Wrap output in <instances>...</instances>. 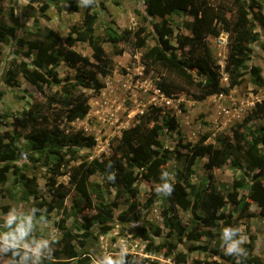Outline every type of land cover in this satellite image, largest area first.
<instances>
[{
    "label": "rangeland",
    "instance_id": "obj_1",
    "mask_svg": "<svg viewBox=\"0 0 264 264\" xmlns=\"http://www.w3.org/2000/svg\"><path fill=\"white\" fill-rule=\"evenodd\" d=\"M246 1L255 3L256 10H261L264 14V0ZM4 8L6 23L16 28L15 35L2 43L3 50L0 55V134L7 142L13 133L11 124L13 116L31 108L36 103L44 104L50 92L49 90H46V93L40 92L21 74L19 84L13 86L6 82V72L13 60L26 61L30 68H36L32 63V54L27 55V47L20 46L18 40L39 38L46 27L54 30L61 40H64L71 32L73 36H76L80 31L86 30V27L83 25L85 6L79 3L78 8L73 9L69 6V0L58 2L5 0ZM93 11L97 15L95 23L97 36L104 37L108 25L119 33L126 28L143 27L149 34L147 46L134 53L124 41L117 45L103 42L104 49L113 58V72L107 76L98 75L105 86L100 90L82 85L75 86V93L85 92L88 95L90 110L83 119L72 122L62 121L60 130L67 135L81 132L85 137L93 138L95 141L92 146L78 147L77 160L64 164L58 172L53 160L46 152H34L25 138L17 140L15 143L17 157L13 163L18 167V171H14L13 168L7 173V180L0 181V231H8L3 228V217L12 208L17 209L18 213L25 214L35 208L33 229L29 236L49 239L55 237L52 255L61 248L60 222L64 220L67 227L76 234L77 239H80L85 231V224H91L88 230L92 236L90 246L93 250L94 263L103 253L115 256L119 252L120 242H123L127 247V254L133 256V264H175L173 257L178 253L185 254L189 262L236 264L237 257L232 256V260H224L213 253L212 247L218 242L221 251L220 234H217L212 241L206 236L195 239L187 237V232L197 225L198 217L205 216L209 212L208 206L202 202L201 198L198 201V207L194 210L178 207V218L186 229L184 233H180L178 228L170 229L165 224L166 216L173 214L170 196L157 195L154 191L156 183L138 179L135 184L138 190L137 197L129 199L127 194L119 193L116 187L109 184L105 175L98 171L91 176L88 183V193L92 202L88 205L69 180L72 168L82 161L108 158L125 132L142 119L151 105L161 106L164 112L174 114L179 121L177 130L164 132L159 136L164 149L171 152L170 159L162 169L167 170L172 179H175L177 170L187 172L184 156L180 158L179 152H187L191 145L201 142L205 135L207 139L204 143L219 145L222 136H230L234 140L233 130L237 128L245 135L244 148H246L247 142L252 139L251 134L257 127L264 125V119L253 120L245 125L243 123L252 109L264 100V84H255L249 73V67L256 66L264 78V49L262 48L264 27L258 26V36L249 44L250 58L246 61L245 73L239 84L228 92L214 94L202 101L195 100L186 94L170 99L156 87L155 77L144 72L142 60L145 50L156 45L157 36L154 33L153 24L159 22L160 18L146 17L143 0H94ZM165 19L173 29L172 43L177 45L178 36L188 33L185 24L192 21V17L183 12H173ZM73 26L78 29L72 31ZM216 30L218 33L209 36V42L213 58L224 71L229 32L222 25H218ZM73 47L83 55L92 56L93 51L89 40L77 41ZM121 47L126 51L122 55H115V50ZM177 53L181 55L180 50H177ZM36 71L37 76L43 81L48 80V83L52 80L44 70ZM55 71L62 82L76 80V69L65 62H61ZM221 84L229 85L225 72H223ZM57 88L56 85H52V91ZM207 162V156L200 157L192 167L190 180L187 183L189 198L194 200L198 191H209L210 186L216 187V191L225 196V205L217 210L218 214H224L220 221L221 228L223 226L239 227L242 230L240 235L245 238L242 247L246 250L247 256L241 258L244 260L243 264H264V215L261 208L248 199V209L242 213L229 201L228 197V193L233 191L235 180L240 179L244 173L247 175L248 184L255 178H259L264 183V174L247 169L243 152H239L237 156H231L221 167L209 169L206 167ZM3 165L4 163L0 162V167ZM27 177H35L32 185V188L36 190L35 194L30 193L23 183ZM55 186H62V189L66 187L69 190L61 206L60 198L52 189ZM247 195V188L239 190L240 198H246ZM75 198H79L83 208L77 214L72 208ZM38 203H41L39 209L36 207ZM48 204H51L53 209L49 210ZM104 210H108L109 213L106 214ZM103 216H106L105 221H102ZM11 227L15 228V224ZM140 227L147 228L151 234L160 228L161 235L156 237V243L170 238L168 234L171 233L172 238L177 242V248L170 256L164 255V251H149L147 241L137 234V229ZM216 231L217 229H214L213 232ZM251 234L256 236L253 248L248 246L251 243ZM196 246L200 248L194 249ZM204 247L206 249H203ZM63 260V258L57 259L60 262ZM19 261L5 251H0V264H19ZM44 263L45 260H42V264ZM28 264L32 262L28 261Z\"/></svg>",
    "mask_w": 264,
    "mask_h": 264
},
{
    "label": "trees",
    "instance_id": "obj_2",
    "mask_svg": "<svg viewBox=\"0 0 264 264\" xmlns=\"http://www.w3.org/2000/svg\"><path fill=\"white\" fill-rule=\"evenodd\" d=\"M4 1L0 0V55L3 50L2 43L16 33V28L5 21ZM48 1L58 2L59 0ZM143 1L146 17L160 18L159 22L153 24V30L157 36L156 45L148 47L142 54L144 72L155 77V85L165 97L172 99L186 94L195 100L202 101L214 94L228 92L242 81L246 61L250 58L249 44L257 38L258 26L264 27V14L261 10H256L255 3L246 0ZM79 3L80 0H69V6L73 9H77ZM93 5L94 2L84 8L83 25L86 30L80 31L76 36H73L71 32L64 40H61L54 30L46 27L39 38L18 40L20 46L27 47V55L32 54V63L36 68H30L26 61L13 60L6 72V82L13 86L19 84L21 74L40 92L46 93V90L50 92L44 104L36 103L31 108L13 116L11 123L13 133L9 141L6 142L0 134V162L4 163L0 167L1 182L7 180V173L13 168L14 171H18V167L13 162L17 157L15 143L20 138L27 139L34 152H46L53 160L58 172L64 164L79 158L78 147L95 144L93 138L85 137L81 132L67 135L60 130L62 121L72 122L83 119L90 110L88 95L85 92L75 93V86L82 85L94 90H100L105 86L98 75L107 76L113 72V58L104 49L103 42L117 45L124 41L134 53L147 46L149 34L143 27L126 28L119 33L108 25L106 35L97 36L95 34L97 15L93 11ZM173 12H183L192 17V21L185 24L188 33L178 36L177 45L172 43L173 29L165 19ZM218 25H222L229 32L224 71L213 58L209 42V36L218 33L216 30ZM76 29H78L76 26L72 27V31ZM88 40L93 51L91 57L83 55L73 47L77 41ZM262 48L264 49V44ZM177 50L181 51V55L177 53ZM125 51V48H117L114 54L122 55ZM61 62L76 69L75 82H62L58 78L55 69ZM249 68L253 82L257 85L264 84L260 69L256 66ZM37 69L44 70L52 80L48 83V80L43 81L37 76ZM223 72L228 76V86L221 84ZM52 85H56L57 90L52 91ZM258 119H264V100L252 109L243 123L245 125ZM178 127L179 121L174 114L164 112L161 106H149L142 119L125 132L108 158L82 161L74 166L70 173V184L79 196L91 205L88 183L91 176L99 171L105 175L110 185L118 189L119 193L127 194L129 199L136 198L138 190L135 184L138 179H145L156 184L160 182V172L170 159L171 152L164 149L159 136L164 132L175 131ZM233 135L234 140L230 136H222L219 145L204 143L207 139L205 135L201 142L191 145L187 152H179L180 158L184 156L187 172L177 170L175 179H172L174 190L170 195V205L173 214L166 216L167 227L178 228L180 233H184L186 229L178 218V207L194 210L198 207V201L201 198L202 202L208 206L209 212L205 216L198 217L197 225L187 232V237L195 239L206 236L212 241L217 234H220V221L224 214H218L217 210L225 205V196L216 191V187L210 186L209 191H198L194 200L189 198L187 183L190 180L191 169L198 158L207 156L206 167L211 169L221 167L231 156H237L239 152H243L247 169L264 174V125L257 127L251 134L252 139L247 142L246 148H244V133L235 128ZM109 175H114L115 178L110 180ZM34 181L35 177H27L23 182L32 194L36 193L35 188H32ZM61 187L52 188L55 195L60 198V206L69 193L66 187L63 186V189ZM243 188L248 189L246 198L239 196V190ZM228 197L229 201L242 213L247 211L248 199H250L261 208L264 215V183L259 178L253 179L248 184L247 175L244 173L240 179L235 180L233 191L228 193ZM40 205L41 203H38L36 207L39 209ZM131 205L135 206L134 203ZM48 207L49 210L53 209L51 204H48ZM72 208L75 214L82 211L79 198H75ZM104 212L109 213L108 210ZM105 220L106 216H103L102 221ZM90 225L85 224V231L81 234V238L77 239L76 234L62 220L60 222L61 248L52 255L54 260H45L44 264H97L92 261L93 250L90 246L92 236L88 230ZM214 229L217 231L213 232ZM137 234L147 241V249L152 252L164 251V255L170 256L178 246L171 233L168 234L170 238L156 243V237L161 235L160 228L151 234L147 228L140 227L137 229ZM255 240L256 236L251 234V243L248 246L253 248ZM198 248L200 247H194V249ZM18 251L23 253L24 250L21 248ZM212 251L224 260L233 259L232 256H225L219 250V242L212 247ZM5 252L13 259L20 260V255L13 256V249L10 248ZM56 258L64 260L60 262ZM173 262L202 264L201 261L189 262L183 253L175 254ZM133 263V256L127 254L125 264Z\"/></svg>",
    "mask_w": 264,
    "mask_h": 264
},
{
    "label": "clouds",
    "instance_id": "obj_3",
    "mask_svg": "<svg viewBox=\"0 0 264 264\" xmlns=\"http://www.w3.org/2000/svg\"><path fill=\"white\" fill-rule=\"evenodd\" d=\"M94 0H80L82 6H88ZM114 175H109L108 179H114ZM160 182L154 187V191L159 196H170L174 190V182L172 176L167 170H161ZM36 209L33 208L28 213H18L17 209L12 208L3 217V228L8 231H0V251L13 249V256L20 255L19 264H28L31 259L32 264H42V260H52V244L55 237L37 238L29 236L33 229V219ZM15 224V228L11 226ZM242 230L239 227L223 226L220 230V249L225 256L237 257L236 264H243L241 258H246V250L242 247L245 238L240 235ZM29 237V239H25ZM24 249L20 253L19 249ZM47 253V255H45ZM127 247L120 242L119 252L112 256L103 253L97 258V264H125V256Z\"/></svg>",
    "mask_w": 264,
    "mask_h": 264
}]
</instances>
